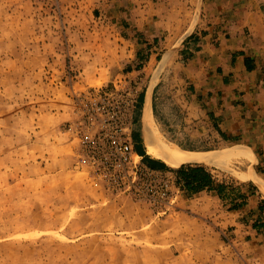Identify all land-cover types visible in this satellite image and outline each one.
Returning <instances> with one entry per match:
<instances>
[{
	"label": "rangeland",
	"instance_id": "374dc122",
	"mask_svg": "<svg viewBox=\"0 0 264 264\" xmlns=\"http://www.w3.org/2000/svg\"><path fill=\"white\" fill-rule=\"evenodd\" d=\"M199 25L240 27L253 43L262 103L264 0H0V264H264V240L244 232L264 236V188L249 177L254 167L264 186V105L242 122L240 146L225 145L216 120L184 104L185 81L163 73ZM160 73L162 142L250 156L205 165L224 186L220 201L187 195L135 154L139 97ZM252 189L256 213L235 220Z\"/></svg>",
	"mask_w": 264,
	"mask_h": 264
},
{
	"label": "crops",
	"instance_id": "0c3cea01",
	"mask_svg": "<svg viewBox=\"0 0 264 264\" xmlns=\"http://www.w3.org/2000/svg\"><path fill=\"white\" fill-rule=\"evenodd\" d=\"M126 21L130 22L128 23L130 25L127 30H131L133 26H135L137 31L141 32L145 28L142 19L136 20L134 24L131 23V19H126ZM207 30L209 32L208 34L205 33ZM211 30H213V28H204L202 25L195 28L181 42V47L179 49L181 55L171 56L165 65H168V67H164V69L168 70L163 73L168 74V76L172 75L168 79H182L185 81L186 91L184 94L188 97V100L184 101V104L186 106L198 105L203 107L205 111L216 120L215 123L216 127H218L220 140L225 145L240 146L241 142L239 139H241L242 134L246 133L242 131V126H246V124H242V122H250L251 116H256L258 113V103L259 106L264 105V101L261 103L256 100V88L260 75L259 65L255 57H251V55H247L245 52L247 49H255V47L249 39L246 40V38L242 36L240 27L235 28L233 26L229 29L227 33L231 34L230 39H226L225 36L227 33L218 32L215 34ZM212 33H214L213 36ZM152 63V56H147L144 62H140V64H142L141 73H143L146 80L148 79L149 81L153 77V73L148 70ZM165 76L166 75L160 73L157 78L158 82L151 88H145L144 92H142V98L139 103L140 126L143 108L148 96L150 98L153 120H157V116L155 115V104L157 100L155 89L160 85L161 80L167 79ZM175 94L176 93H174V96ZM242 116H244L243 119ZM139 137L141 138V136ZM134 147L135 154L138 158L144 160L148 157L155 166V168L152 169L143 164V168L146 171L156 174L172 175V173L168 172L166 169L169 167L160 161L150 158L146 154L142 142H134ZM186 151L191 150L186 149ZM256 162L255 166L258 165V160ZM200 166H203L207 172L210 173L212 178L215 179L211 170L205 165ZM252 170L258 175L254 167H252ZM202 193L207 192L202 191L193 195ZM253 193H257V191L252 189L249 194H246L244 198L245 204L240 205L239 208L241 209L239 211H231V213H235L232 218L237 220L240 216L242 217L243 214H251V210L256 213L258 198ZM214 198L220 201L218 197ZM254 217L256 221L257 215ZM243 223H245V221ZM236 226H238V230L242 227V225L238 223ZM245 229L244 232L246 234L254 233V236H257L256 240H264L263 234H260V231H258V233L251 224L245 227Z\"/></svg>",
	"mask_w": 264,
	"mask_h": 264
},
{
	"label": "bare ground",
	"instance_id": "6f19581e",
	"mask_svg": "<svg viewBox=\"0 0 264 264\" xmlns=\"http://www.w3.org/2000/svg\"><path fill=\"white\" fill-rule=\"evenodd\" d=\"M165 62V60H164ZM142 141L146 150V154L155 160L165 164L169 168H178L183 164L195 163L203 165L214 164L220 157H245L250 159L248 152L240 148H230L222 152L207 151L196 152L182 150L176 145L160 140L154 120L151 113L150 98L146 99L142 118H141ZM249 177L256 181L260 188H264L263 183L258 180L254 173H249Z\"/></svg>",
	"mask_w": 264,
	"mask_h": 264
},
{
	"label": "trees",
	"instance_id": "16d2710c",
	"mask_svg": "<svg viewBox=\"0 0 264 264\" xmlns=\"http://www.w3.org/2000/svg\"><path fill=\"white\" fill-rule=\"evenodd\" d=\"M142 95L139 97V102ZM137 122V117L134 118V123ZM138 135L134 133L133 138L137 141ZM146 165L152 169L155 166L151 163L147 157ZM168 172L172 173L175 177V182L181 190L187 195H193L202 191L212 194L214 197L223 199L224 186L216 183L215 179L212 178L209 172L200 165L183 164L178 168H166ZM241 204H235L234 207H240Z\"/></svg>",
	"mask_w": 264,
	"mask_h": 264
},
{
	"label": "built area",
	"instance_id": "2783aa9c",
	"mask_svg": "<svg viewBox=\"0 0 264 264\" xmlns=\"http://www.w3.org/2000/svg\"><path fill=\"white\" fill-rule=\"evenodd\" d=\"M145 170V169H144Z\"/></svg>",
	"mask_w": 264,
	"mask_h": 264
}]
</instances>
